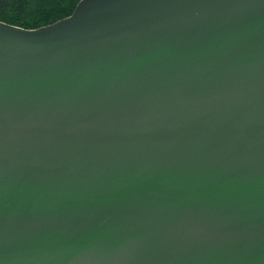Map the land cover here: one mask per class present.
Returning a JSON list of instances; mask_svg holds the SVG:
<instances>
[{"label":"water","instance_id":"1","mask_svg":"<svg viewBox=\"0 0 264 264\" xmlns=\"http://www.w3.org/2000/svg\"><path fill=\"white\" fill-rule=\"evenodd\" d=\"M0 264H264V0L0 21Z\"/></svg>","mask_w":264,"mask_h":264},{"label":"trees","instance_id":"2","mask_svg":"<svg viewBox=\"0 0 264 264\" xmlns=\"http://www.w3.org/2000/svg\"><path fill=\"white\" fill-rule=\"evenodd\" d=\"M80 0H0V21L38 29L70 16Z\"/></svg>","mask_w":264,"mask_h":264}]
</instances>
